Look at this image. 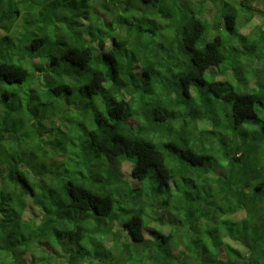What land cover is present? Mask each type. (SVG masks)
I'll list each match as a JSON object with an SVG mask.
<instances>
[{"label":"trees","instance_id":"trees-1","mask_svg":"<svg viewBox=\"0 0 264 264\" xmlns=\"http://www.w3.org/2000/svg\"><path fill=\"white\" fill-rule=\"evenodd\" d=\"M189 2L0 0V264H264V0Z\"/></svg>","mask_w":264,"mask_h":264},{"label":"rangeland","instance_id":"rangeland-1","mask_svg":"<svg viewBox=\"0 0 264 264\" xmlns=\"http://www.w3.org/2000/svg\"><path fill=\"white\" fill-rule=\"evenodd\" d=\"M189 1H192V2L200 1V2H198L196 4V6L202 4L204 6L206 12H207V15H205V17L207 19H209V20H212L213 19L215 6H214V4H212V2H210V0H189ZM192 2H189V3L191 4ZM144 10H146V11L147 10H151V8H147L145 6L144 7ZM259 21H260V19L257 16H254L253 19H252V22L253 23H258ZM252 39H253L252 37H249V39L246 40V38L244 37L243 43L245 44V46H246V43L249 42L250 44L248 46L249 47H252V44H254L253 42H251ZM254 50H255V52H257L258 49L255 47ZM262 50L264 51V44L262 45ZM237 54H241L240 57H239L240 58L239 60H241V62L239 64L240 65L239 67H241V66H246L247 67L248 60H247L246 52L244 50H242V51L238 52ZM236 66L238 67V65H236ZM217 169H219V167ZM127 170H128V166L123 164V169H122V175H123V177H125V174L127 173ZM114 180H115V182L117 181V183H119L120 177L117 175V176H115ZM117 190H118V188H117ZM24 208H25V205H24ZM121 232H123V231H121ZM122 235L124 236V233H122ZM145 240H146V238H145ZM176 250L177 249H173V251H176Z\"/></svg>","mask_w":264,"mask_h":264},{"label":"clouds","instance_id":"clouds-1","mask_svg":"<svg viewBox=\"0 0 264 264\" xmlns=\"http://www.w3.org/2000/svg\"><path fill=\"white\" fill-rule=\"evenodd\" d=\"M199 2H200V1H199ZM198 6H202V7H204L202 4H200V5H198ZM198 6H197V7H198ZM214 6H215V5H214Z\"/></svg>","mask_w":264,"mask_h":264}]
</instances>
